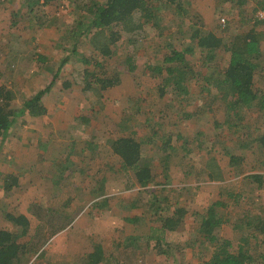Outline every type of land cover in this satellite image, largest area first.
Returning <instances> with one entry per match:
<instances>
[{
	"label": "rangeland",
	"instance_id": "rangeland-1",
	"mask_svg": "<svg viewBox=\"0 0 264 264\" xmlns=\"http://www.w3.org/2000/svg\"><path fill=\"white\" fill-rule=\"evenodd\" d=\"M151 1L159 8V23H157V28H151L153 23H147L149 26L148 39L144 48L133 55L136 70L130 72L124 64L127 54L130 53L127 49L128 45H124L118 49V60L111 58L105 63V68L110 75L118 73L124 79L122 85L118 88L113 87L111 92H109L111 88L108 89L109 97L106 100L104 94L107 90L102 98H94L91 101L86 99L84 102L86 107L83 109L84 113L91 111L92 106L96 111L94 119L97 121L104 119V122H108L107 127H103L101 122L102 129L98 136L101 142H105L102 145L104 149L100 148L99 158L94 165L93 163L90 165L93 169L100 168L103 170L102 175L108 176L106 184L108 193L112 194L108 196L110 205L108 204L107 208L83 211L77 207V204L86 203L88 193L86 192L85 195L83 190L80 191L78 188H85L87 184L82 182H91L93 178L70 179L68 194H71L70 200H74L71 203H74L75 207L69 210L57 209L49 213L46 209H35L37 214L35 220L37 221L32 226L30 225L27 235L19 239L28 243V253L22 258L24 262L33 252L44 247L50 236L61 225L72 221L79 213H82L81 221L71 227L68 238H64L56 245L53 255L49 250L38 253V257L33 258L32 264H86L87 257L82 254L86 249L94 250L97 244L102 245L110 259V256L115 255L116 260L120 262L117 264H203L199 253L211 245L205 243L198 235L199 217L196 213L206 212L207 207L222 198L225 205L218 210L227 218V221L217 230V234L223 238L233 239L235 244L238 243L240 237V231L236 230L235 225L242 223L246 210H252L250 213H259L264 216V178L253 182L248 177L251 174L244 176L251 171L264 174V152L257 144L255 147V141L252 140L264 132V112L253 106L243 110L245 118L240 128H230L226 124L223 128L213 123V128L210 129L209 125L206 126L210 124V120L215 118L220 124V121L224 122L226 116V113L221 111L222 109L218 111L224 101L222 98H215L219 94L216 87L207 86V83L198 75L188 81L190 92L184 98L171 88L164 100L157 94L161 79L143 72L145 62H162L165 55L170 52L169 46L183 50L192 45L191 34L195 25L189 17L179 13L181 9L177 5L182 3L185 8L193 11L196 22L200 21L205 29L214 31L225 40L251 29L262 34L260 68L255 76V86L259 90H264V21L256 17L264 0H244L245 2L175 0L174 3L169 0ZM72 4H74L73 0H52L42 9H38L37 6L33 13H29L31 7L24 0H0V86L5 85L15 93L14 107L21 106L26 97L33 95L42 86H47L51 74L44 66L55 67L56 70L61 59L66 55L58 46V42L62 33L76 20V15L72 13L74 8ZM222 16L228 18L225 27L220 24ZM56 18L58 21H55ZM69 43L72 44L73 41L70 40ZM79 48L88 57L100 58L94 53L86 38L79 44ZM39 55L47 59L41 60ZM229 57V52L220 49L218 58L210 63L214 76H218V73L226 68ZM187 59L196 74L208 72L199 50L195 55L188 54ZM80 64V62L73 61L66 65L55 87L60 88L64 80H72L75 66L78 65L80 69L84 67ZM68 98L71 104L77 102L75 97ZM44 99L50 101L53 97H44ZM133 104H135L134 107H132ZM209 104L216 108V111L204 112L206 105ZM137 105L140 106V112L133 114L132 111L136 110ZM193 107L198 117L194 120L187 116L190 110L191 112L194 110ZM178 110L182 112L180 113L182 121L181 118L178 119ZM107 113L113 118L116 116V120L126 116L125 119L129 121L128 125H124L125 122L122 121V126L118 127ZM105 116L107 118H104ZM130 116L133 118L131 119ZM129 124L137 127L134 131L137 139L143 140V137H148L153 133L149 137V139L153 138V142H158L159 137L166 136L178 142L179 148L176 156L163 170L164 166L159 160V155L155 150L156 154L151 152L150 143L146 144V140H143L144 158L152 161L155 164L154 171L160 174L157 182L170 185L150 189L153 192L154 190L159 192V204L163 210H158V212L151 204L155 194L149 189H135L132 174L121 169L120 160L114 158L109 150L108 141L110 139L133 133L131 129L133 127L121 129L123 126L129 127ZM198 144L201 146H197ZM242 144H247V146L243 147ZM227 148L232 149L229 151L238 155L243 151L244 159L247 158V160L242 161L237 168L232 166ZM213 159L219 168L226 167L222 180H225V183L217 180H213L215 183L207 181L206 174L209 171L207 166ZM109 166L112 170L108 169ZM25 178L24 176L23 182L26 181ZM229 192L242 195L238 200H234V197L228 198ZM2 195V198L0 197V229L19 233L20 228L9 223L5 214L7 211L18 213L19 206L23 203L20 200L22 197L20 194L16 195L14 191H6ZM72 195L77 197L76 200L72 199ZM58 198L60 200L61 196L59 195ZM16 204L18 206H15ZM177 205L187 206L189 213L180 228L167 231L166 241L170 244L168 253L159 252L155 248V241L148 240L146 234H143L144 229L139 230L141 237L137 241L127 240L129 231L125 228L124 218L126 216L132 213H142L146 214L145 217L150 218L152 223H159L158 217L172 213ZM251 248L253 251L262 250L264 243L261 245L255 239ZM205 252H208L207 257H210L211 251ZM107 260L102 264H110Z\"/></svg>",
	"mask_w": 264,
	"mask_h": 264
},
{
	"label": "trees",
	"instance_id": "trees-1",
	"mask_svg": "<svg viewBox=\"0 0 264 264\" xmlns=\"http://www.w3.org/2000/svg\"><path fill=\"white\" fill-rule=\"evenodd\" d=\"M24 1L28 2L31 7L29 13H33L37 6L38 9H42L52 0ZM169 1L176 2L175 0ZM73 3L72 13L76 15V20L62 33L58 42V46L66 55L61 59L56 70L55 67L44 66L51 74L47 86L38 90L34 95L26 97L18 108H14L13 104L16 99L15 93L5 85L0 86V136L3 141L19 118L26 115L39 116L47 112L43 102L45 95L55 87L65 66L73 61L80 62V65L84 67L80 69L76 65L72 72L73 79L62 81L60 89L65 90L77 85L87 100L102 98L106 90L121 82L118 73L113 75L108 73L105 68L106 61L111 58L118 60V49L128 45L127 49L130 53L127 54L124 64L130 72L135 71L137 66L133 55L144 48L148 39L149 26L147 23H153L151 28L158 27L159 8L151 0H73ZM177 6L181 9L179 13L189 17L196 27H193L191 34L192 45L183 50L169 46L170 52L165 55L163 61L160 63L145 62L143 72L161 79L158 86L161 96L172 88L183 98L190 92L188 81L199 75L207 86L216 87L220 96L216 98H222L229 111L226 113L223 128L226 125L230 128H240L245 118L244 109L256 106L264 112V90H259L255 86V76L260 68L262 34L251 29L225 40L214 31L205 29L200 21L196 22L192 10L185 8L182 3ZM55 21H58V18ZM84 38L89 40L94 53L100 58L93 59L80 50L79 44ZM70 40L73 41L72 44L69 43ZM220 49L229 52L230 57L226 68L219 72L218 76H214L210 63L218 58ZM197 50L202 54L204 66L208 69L205 74L202 72L196 74L187 59L188 54L195 55ZM38 57L41 60L47 59L42 55ZM91 113L95 116L94 108L91 109ZM252 140L255 141V147L257 144L264 152V132ZM242 145L247 146V144ZM112 148L121 157L122 168L133 171L138 185L152 192L150 189L158 183L153 175L151 162L144 159L142 155L141 142L132 136L121 137L112 140ZM229 150L232 149L227 148L231 165L239 167L243 158ZM207 167L210 172L207 180L224 178L223 171L214 159ZM248 177L255 182L262 180L264 174L255 173ZM11 186L7 181L5 189L8 190ZM241 195V193L229 192L228 198L234 197V200H238ZM107 202L108 199L98 205L103 208ZM159 202L158 195H155L151 204L153 208H156V212L162 209ZM224 205L222 198L217 199L207 207L206 212L196 213L199 217L198 235L205 243L211 245L205 250L211 251L210 257H207L208 252L199 253L203 264H264V249L253 251L251 248L255 239L261 245L264 243V216L259 213H250L252 210H246L242 223L235 225L236 230L240 231L239 241L235 244L233 239L223 238L217 234V230L227 221V218L218 210ZM188 213L187 206L177 205L172 213L160 215L159 223H152L150 218L145 217L146 214L132 213L124 218L125 228L129 231L127 240L137 241L141 237L139 230L144 229L143 234H146V238L155 241V248L166 254L170 246L166 241L167 231L180 228ZM5 216L20 228V232L0 229V264H25L22 258L28 253V243L19 239L27 235L29 220L21 213L8 212ZM110 257L111 259L106 256L102 245H97L88 254L86 264H100L108 258L107 261H110V264L120 263L115 255Z\"/></svg>",
	"mask_w": 264,
	"mask_h": 264
},
{
	"label": "crops",
	"instance_id": "crops-1",
	"mask_svg": "<svg viewBox=\"0 0 264 264\" xmlns=\"http://www.w3.org/2000/svg\"><path fill=\"white\" fill-rule=\"evenodd\" d=\"M237 1L245 2L246 0ZM38 51H40V48H38ZM42 71L45 72L44 69H42ZM120 78V84L114 86V88H118V86H121L124 82V79L121 76ZM45 87L46 86H42L41 89ZM112 89L113 87L109 92H111ZM109 92L107 90L104 94L105 100L108 99ZM167 93L161 96L159 90H157L158 96L164 100L166 98ZM48 97H53V100H43L44 105L47 109V112L45 114L39 116L26 115L25 117L21 118L22 120H19V118L17 122L13 125L10 134L6 137L4 141L0 136V197L2 193L6 191H14L16 195L20 194V197H22V199L20 200H22L23 203L19 206L20 210L18 213L24 214L28 218L31 226L33 225V223H35V221H37V219L35 220V218H37L35 209H46V211L49 213L54 212V210L57 209L69 210L70 208L75 207L73 205L74 203H71L74 200H70L71 194H68V185L71 184V182H69L70 179H74L77 177H83V180L84 177L93 178V180H91L92 183L89 181L82 182L87 184L85 188H78V190L80 191L83 190L85 195L86 192L88 193V200L86 199V203H81L80 205L77 204V207H79L83 211L86 209H100L98 204H101L103 200L108 199V196L112 195L111 193H108L109 190L106 184L108 176L106 174L102 175L103 170H101L100 168H91L92 163L94 165V162L99 158L98 152L100 148H102V150L104 149V146L102 145L105 142H101L100 137H98L99 131L102 129L100 124L102 122L103 127H107L106 125L108 124V122H104V119H102L101 121L95 120V116L92 115L90 110L86 111L87 113H84L85 110L83 109L86 108L84 105V102H86V98L83 95L82 90L79 87H76L75 85H73V87L69 89H65L64 91H62L60 88L53 87L51 91L45 95V98ZM68 97L77 98V102L71 104V101ZM134 105L135 104H133L132 107H134ZM206 107L207 108L206 110H204V112L216 111V108L212 107V105L210 104L206 105ZM14 108L18 107L15 106ZM161 110L162 109H160V111ZM219 110L223 111V113L229 112L225 106V103L222 105L221 108H218V111ZM137 111L140 112V106L138 105L136 106V110L132 112L133 114H135ZM178 111V119L181 118L182 121V115H180V113L182 112L180 110ZM195 114L196 110L194 108L192 112L190 110V114L187 116L194 120L197 117ZM107 115L111 119H113V122H115L118 127L122 126V121L125 122L124 125H128L127 123L129 121L125 119L126 116H123L121 119L116 120V116L115 118H113L111 114L107 113ZM104 118H107V116H105ZM130 118L132 119L133 116H130ZM146 119L145 121L147 122ZM217 121V119L213 118V120H210V124L208 123L206 126L209 125L210 129L213 128V123H216L219 126H224L223 121H220V124ZM130 127H133L131 128L133 130L132 134L122 136L120 135L115 139L128 136L135 137L134 135L136 134V132L134 131H136L137 129L136 126L132 124L130 126L129 124V127L123 126L121 129H128ZM152 134L148 137H143V140H146V144L150 143L151 147L149 149L152 148L151 152H156L157 155H159V160L164 166L163 170H165V167H167L168 162L172 158H174V156H176V151L179 148L177 145L178 142L174 141V139L170 140V137L168 136L159 137L157 139L158 142H153V138L149 139ZM112 140L113 139H110L108 141L110 153L113 155L114 158H118L120 160V167L121 169H123L121 157L113 151ZM137 140L141 142V152L144 157V141L141 138ZM6 146L8 147L7 149ZM197 146L201 145L198 144ZM242 152H240V155L243 158V161H245L247 160V158L244 159L245 154H243ZM150 162L153 175L156 178V183H158L155 184L153 189L158 187L170 186L157 182L160 174L159 172L154 171L155 164H153L152 161ZM101 168L103 169V167ZM108 169L112 170L110 166ZM220 169L223 171V173L226 171L225 166H222ZM104 171L107 173L106 170ZM116 171H118L117 168ZM126 171H128L130 175L132 174L133 182L136 186L135 189H148L140 187L138 185L133 171ZM209 173L210 172L208 171L206 174V178ZM255 173L260 174V172L257 173L255 171H251L244 174V176ZM24 176L26 177L25 182H23L22 180ZM11 179L12 181H10ZM222 180L223 179L217 181ZM7 181L9 184L12 185L8 190L5 189V184ZM94 181L95 183H93ZM207 181L210 183H215V181ZM225 182V180L222 181V183ZM154 191L155 192L152 191V193L160 197L158 190ZM58 194L61 196L60 200L58 198ZM75 198L77 197L72 195V199ZM108 204L110 205L109 200L107 202V205ZM107 205H105L104 208H107ZM15 206H18V204H16ZM8 212L10 213V211H7L6 214ZM66 214L67 213H65V215ZM81 215L82 213H79V215L73 218L72 221L61 225V227H59L50 236L48 243H46L44 247H41L40 250L33 252L30 255L29 259L25 261V264H32L34 260L33 258L38 257V255L44 253V251L49 250V252L53 255L54 248L56 247V245L59 244L60 241H63L64 238H68V232L71 227L81 221ZM49 217L53 216L49 215ZM8 222L13 224L9 220ZM13 225L16 226L15 224ZM90 227L88 228L91 230ZM92 251L93 250L86 249L82 256L86 255L87 257L88 254Z\"/></svg>",
	"mask_w": 264,
	"mask_h": 264
},
{
	"label": "built area",
	"instance_id": "built-area-1",
	"mask_svg": "<svg viewBox=\"0 0 264 264\" xmlns=\"http://www.w3.org/2000/svg\"><path fill=\"white\" fill-rule=\"evenodd\" d=\"M256 17L258 20L260 21H264V4L259 8L257 14H256ZM227 23H228V18L225 17V16H222L220 18V24L225 27L227 26Z\"/></svg>",
	"mask_w": 264,
	"mask_h": 264
}]
</instances>
